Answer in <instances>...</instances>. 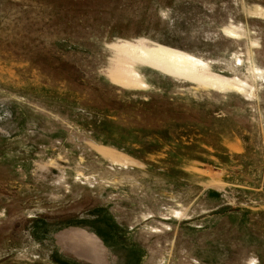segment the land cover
<instances>
[{
  "label": "rangeland",
  "instance_id": "rangeland-1",
  "mask_svg": "<svg viewBox=\"0 0 264 264\" xmlns=\"http://www.w3.org/2000/svg\"><path fill=\"white\" fill-rule=\"evenodd\" d=\"M0 264H264V0H0Z\"/></svg>",
  "mask_w": 264,
  "mask_h": 264
}]
</instances>
